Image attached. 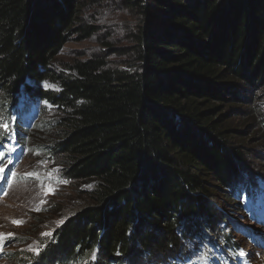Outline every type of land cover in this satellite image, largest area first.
Here are the masks:
<instances>
[{
    "label": "trees",
    "instance_id": "obj_1",
    "mask_svg": "<svg viewBox=\"0 0 264 264\" xmlns=\"http://www.w3.org/2000/svg\"><path fill=\"white\" fill-rule=\"evenodd\" d=\"M81 1L0 0V124L22 100L53 105L20 138L80 201L58 226L64 199L32 214L21 244L39 255L7 264H242L234 231L250 230L233 231L223 205L263 226L264 0H120L138 18L132 69L102 57L56 69L76 32L98 31L77 26Z\"/></svg>",
    "mask_w": 264,
    "mask_h": 264
},
{
    "label": "rangeland",
    "instance_id": "obj_2",
    "mask_svg": "<svg viewBox=\"0 0 264 264\" xmlns=\"http://www.w3.org/2000/svg\"><path fill=\"white\" fill-rule=\"evenodd\" d=\"M137 23L136 13L125 8L120 0H82L77 26L95 25L98 31L87 39H83L81 34L76 32L58 54L55 62L56 69L65 70L76 60H88L95 57H102L107 62V66L112 69H132L136 61L130 50L134 43H131L129 36L131 31L137 27ZM42 86L54 91L60 89L59 85L52 82L43 81ZM254 95H256L254 100L256 104H260L263 108L264 90ZM21 102L19 112L12 116L16 125H8L10 134L5 143V146L15 148L13 152L17 159L11 166L0 161V167H3L0 180L5 176H13L11 185L4 191L6 196L0 199V235L4 237L0 240V264L8 263L6 257L9 251H24L37 247L35 239H29L31 241L28 244L25 243V246L21 244L22 236L32 227L31 222L34 221L31 218L32 214L43 211L51 201L57 202L64 199L70 203V210L66 211L65 216L60 215L56 219L58 226L64 218L73 213L80 203L79 200H74L76 195L71 190L70 183L65 179H58L56 166L48 168L54 163L46 160L43 152L36 147H31L29 140L24 141L18 137L23 133L22 129L19 130L17 127L18 121V124L27 126V131L32 133L41 121L45 124L46 118L56 117L53 116L57 111L56 108L46 102L42 105L35 101L29 103L22 100ZM248 124L252 125L251 118ZM45 129L44 126L38 131ZM54 133V131H49L41 136L50 137ZM251 150L253 151V146ZM0 151H3L2 145ZM250 155L252 156V153ZM49 187L54 191L49 192ZM219 195L222 193H217V197H220ZM259 205L264 212V193L260 196ZM223 208L225 209L224 217L228 218L229 226L233 231L238 223L250 230L245 238L237 228L234 231V240L239 245L238 253L240 254L241 251L244 253L239 257L241 262L243 264H264V222L263 226H258L251 221L245 223L244 215L228 202L223 205ZM14 221H22V223L16 224ZM54 227L56 225L50 230Z\"/></svg>",
    "mask_w": 264,
    "mask_h": 264
},
{
    "label": "snow or ice",
    "instance_id": "obj_3",
    "mask_svg": "<svg viewBox=\"0 0 264 264\" xmlns=\"http://www.w3.org/2000/svg\"><path fill=\"white\" fill-rule=\"evenodd\" d=\"M0 130H3V131H9V126L7 124H0ZM10 134V132H9ZM10 151H15V148H11ZM5 157V153L3 151H0V161H3ZM0 172H3V167H0ZM29 175H34V174H29ZM49 192H52L54 191L51 187H49L48 189ZM14 223L16 224H20L22 223V221H14ZM43 235L45 236H51V233H43ZM4 237L2 235H0V240H2ZM32 251H34V254L35 255H39V252H40V248H35V249H30ZM241 256L244 255L243 251H241L240 253ZM93 259H95V256H93Z\"/></svg>",
    "mask_w": 264,
    "mask_h": 264
}]
</instances>
